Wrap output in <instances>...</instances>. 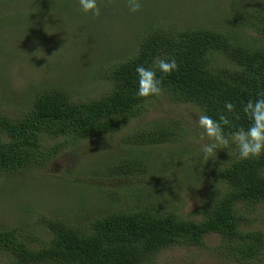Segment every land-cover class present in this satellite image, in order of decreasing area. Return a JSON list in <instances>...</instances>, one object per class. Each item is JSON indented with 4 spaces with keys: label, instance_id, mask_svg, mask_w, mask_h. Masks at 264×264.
I'll return each instance as SVG.
<instances>
[{
    "label": "trees",
    "instance_id": "trees-1",
    "mask_svg": "<svg viewBox=\"0 0 264 264\" xmlns=\"http://www.w3.org/2000/svg\"><path fill=\"white\" fill-rule=\"evenodd\" d=\"M17 1H22L21 7L8 5L15 10L12 18L16 14L20 17L15 24L9 15H0V75L6 70L5 60L11 53L7 42L9 37L12 39L11 31L33 30L39 20H47L54 14L53 3L32 10V0ZM64 3L69 8L70 3ZM77 8L79 3L74 14H82L81 27L88 43L91 41L95 48L107 44L103 49L111 50L115 45L112 28L119 25L120 18L110 12L89 17ZM226 10L217 23L219 26L225 23L224 29L201 25L164 27L159 21L142 29L134 37L137 48L129 57L115 56L112 51L109 57L97 62L96 76L105 82V92L94 98H78L80 93L69 89L68 83L64 86L54 82L32 89L31 105H21L14 115L0 110V175L41 170L65 150L72 154L80 152L82 142L120 132L131 122L146 117L156 100L191 105L214 118L226 112L224 103L230 101L235 108L233 113H227L232 126H225V132L246 129L250 121L242 111L243 104L264 93V4L251 7L249 3L233 0L231 10ZM32 18L35 20L26 26ZM105 32L107 37L103 36ZM241 32L247 33L246 37ZM249 32L254 34L252 39ZM32 43L33 38L25 41L26 46ZM33 50H39L38 46ZM172 57L178 70L167 75L157 73L163 76L161 95L136 96V66L150 67L156 58ZM54 72L53 78L59 80L58 70ZM190 131L192 135L202 132L196 119L185 125L180 120L160 118L135 126L126 141L136 147L172 143L184 139ZM223 152L227 154L226 150H218L215 161L204 162L214 172L206 182L208 188L199 207L192 212L197 218H184L176 209H169L167 198L151 194L148 187L151 190L153 185L140 177L147 187L133 196L136 203L132 207L122 206L121 193L128 186L119 183L104 197L107 202L111 199V208L101 213L89 215L83 208L76 212L69 208L66 214L68 208L63 201L57 204L61 206L59 209H45L37 219L46 229L47 235L42 239L21 228L0 230V263L148 264L170 248L204 247L205 237L211 234L221 239L213 248L220 257L235 264L257 263L264 255V233L247 230L245 219L264 204V154L244 160L230 152L219 167L218 155ZM177 155H183L181 160L187 156L181 153L173 158ZM149 158L140 153L116 157L95 171L94 176L124 178L159 172ZM200 160L201 156L194 159L198 164ZM159 177L166 179L167 175L161 172ZM81 180L72 181L77 189L86 184L87 179ZM99 186L105 192L112 185Z\"/></svg>",
    "mask_w": 264,
    "mask_h": 264
},
{
    "label": "rangeland",
    "instance_id": "rangeland-1",
    "mask_svg": "<svg viewBox=\"0 0 264 264\" xmlns=\"http://www.w3.org/2000/svg\"><path fill=\"white\" fill-rule=\"evenodd\" d=\"M66 1L70 3L69 8L64 5ZM240 1L249 3L251 7L264 4L260 0ZM3 2L6 5L2 8L4 3H0V15L3 17L9 15L8 17L15 24V19L20 17L16 14L13 19L15 10L9 9L8 5L18 8L21 7L22 1L3 0ZM49 3L54 4L51 6L54 14L47 20H39V24L33 30L11 31L12 39L7 37L11 53L5 60V72L0 75V110L9 116L14 115L21 105L26 103L31 105L32 89L43 85L49 86L54 82L64 86L68 83L69 89L77 94L80 93L78 98L81 99L94 98L104 93L105 82L96 76L99 71L97 62L109 57L112 51L115 56L129 57L137 48L134 37L142 29L158 21L164 27L201 25L224 29L225 23L221 26L217 23L227 11L226 8L228 11L231 10L233 0H220L218 3L211 0H142V7L137 12L130 11L125 0H101L99 6L103 14L110 12L111 15L120 18L119 25L114 24L112 28L115 45L111 50L103 49L107 44L104 47L95 45V48L91 41L88 43L84 29L81 27L82 14H74L78 1L32 0L30 8L37 10ZM29 13L34 14V12ZM88 16L92 15L88 13ZM106 17L107 15L102 19L105 20ZM35 19L26 20L25 25L28 26ZM195 21L198 23L194 24ZM92 23L90 22V26L93 25ZM56 27L57 29L53 30ZM93 30H96V27ZM241 34L246 37L247 33L241 32ZM107 35L108 33L105 32L103 36L107 37ZM248 35L251 39L254 37L251 32ZM30 38H33L34 43L26 46L25 41ZM34 46H38L39 50L32 51ZM5 51L7 52L8 49ZM97 51L100 53V59ZM54 70H58L59 80L53 78ZM198 113V110L191 105L174 104L166 99L156 100L151 103L146 117L131 122L120 132L82 142L80 152L72 154L71 151L65 150L41 170L0 175V230L21 228L25 232H33L38 239H42L47 233L45 226L39 225L37 219L45 209L49 207L59 209L61 206L57 204L63 201L68 208L66 214L69 213V208H74V212L78 208H83L89 215L101 213L111 208L109 207L111 199L107 202L104 197L119 183L128 186L125 191L120 192L121 201L124 202L122 206L132 207L136 203L133 196L147 187L140 177L146 178L149 185H153L154 189L150 190L148 187L151 194L155 196L156 193L162 199L167 198L169 209H176L184 218H197L192 212L199 207L208 188L206 182L213 177L214 172L213 167L204 166L202 158L199 164L194 161L201 156V145L209 142L207 137L201 140L200 133L196 131L192 135L190 131L188 136L177 142L141 147L130 145L126 137L137 125H144L160 118L180 120L187 125L197 119ZM226 152L227 154L223 152L218 155L219 167H221L220 161L230 155V152L236 153V147ZM139 153L149 155V159L158 167L159 172H154L152 175H133L134 177L129 175L124 178L94 176L95 171L105 163L116 160V157H134ZM181 153L187 155L185 159L181 160L183 155L173 158L174 155ZM160 171L167 175L166 179L159 177ZM81 179L84 182L87 179V185L84 184L82 187L79 185L77 189L72 181L77 183L82 181ZM99 184L112 186L102 192ZM162 191L166 192L160 194ZM247 216L246 229L264 233V204ZM205 242L204 247L177 246L167 249L148 264H235L214 252L213 248L221 242L217 234L208 235L205 237ZM249 264H264V255L257 263Z\"/></svg>",
    "mask_w": 264,
    "mask_h": 264
},
{
    "label": "clouds",
    "instance_id": "clouds-1",
    "mask_svg": "<svg viewBox=\"0 0 264 264\" xmlns=\"http://www.w3.org/2000/svg\"><path fill=\"white\" fill-rule=\"evenodd\" d=\"M132 12H137L142 7V0H126ZM264 3V0H260ZM80 10L94 17L101 15L99 0H78ZM178 70V64L174 57L156 58L150 67L143 64L137 65V86L135 95L141 98L159 97L163 92V76ZM234 104L225 101L224 114H219L218 118L201 111L197 114V126L202 129L200 139L207 137V143L201 145V158L205 164L215 161L218 150H230V145L236 146L237 159H250L264 154V93L257 95L255 100L249 99L244 102L242 111L249 119L250 123L245 129H236L231 133L225 132V126L231 127V121L227 113L234 112Z\"/></svg>",
    "mask_w": 264,
    "mask_h": 264
}]
</instances>
